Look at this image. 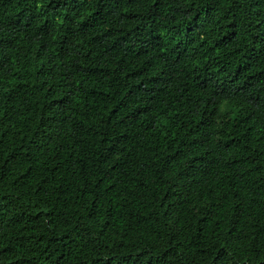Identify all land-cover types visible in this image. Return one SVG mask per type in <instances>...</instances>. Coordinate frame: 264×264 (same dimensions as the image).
<instances>
[{
    "label": "trees",
    "instance_id": "trees-1",
    "mask_svg": "<svg viewBox=\"0 0 264 264\" xmlns=\"http://www.w3.org/2000/svg\"><path fill=\"white\" fill-rule=\"evenodd\" d=\"M0 264H264V0H0Z\"/></svg>",
    "mask_w": 264,
    "mask_h": 264
}]
</instances>
